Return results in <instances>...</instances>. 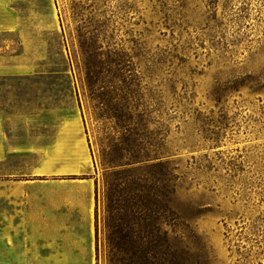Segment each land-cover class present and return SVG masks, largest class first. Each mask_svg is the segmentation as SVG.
I'll return each instance as SVG.
<instances>
[{
	"label": "rangeland",
	"instance_id": "obj_1",
	"mask_svg": "<svg viewBox=\"0 0 264 264\" xmlns=\"http://www.w3.org/2000/svg\"><path fill=\"white\" fill-rule=\"evenodd\" d=\"M9 8L20 25L0 33V115L13 146L0 176L56 180L62 192L94 178L95 264L134 263L107 244L100 143L123 133L98 115L115 97L138 147L175 168L178 219L163 227L178 264H264V0Z\"/></svg>",
	"mask_w": 264,
	"mask_h": 264
},
{
	"label": "crops",
	"instance_id": "obj_2",
	"mask_svg": "<svg viewBox=\"0 0 264 264\" xmlns=\"http://www.w3.org/2000/svg\"><path fill=\"white\" fill-rule=\"evenodd\" d=\"M13 1L0 3V33L20 25L9 8ZM2 121L0 115V169H9L13 146ZM70 181L76 182L71 191L62 192L56 180L0 176V264L96 263V184L94 178Z\"/></svg>",
	"mask_w": 264,
	"mask_h": 264
},
{
	"label": "trees",
	"instance_id": "obj_3",
	"mask_svg": "<svg viewBox=\"0 0 264 264\" xmlns=\"http://www.w3.org/2000/svg\"><path fill=\"white\" fill-rule=\"evenodd\" d=\"M99 103L98 116L114 119L123 133L122 142L118 139V143L113 140L108 144L111 149L100 143L109 255L127 250L134 257V263L130 258L129 264H178L163 227L178 219L169 205L177 179L175 168L138 147L141 143L134 139L127 104L117 102L115 97L106 104ZM120 143L128 147L123 148ZM108 264L119 263L110 258Z\"/></svg>",
	"mask_w": 264,
	"mask_h": 264
}]
</instances>
